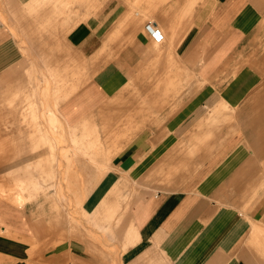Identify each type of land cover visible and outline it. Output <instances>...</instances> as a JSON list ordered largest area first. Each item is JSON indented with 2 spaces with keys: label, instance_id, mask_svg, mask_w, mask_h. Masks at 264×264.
Returning <instances> with one entry per match:
<instances>
[{
  "label": "crops",
  "instance_id": "1",
  "mask_svg": "<svg viewBox=\"0 0 264 264\" xmlns=\"http://www.w3.org/2000/svg\"><path fill=\"white\" fill-rule=\"evenodd\" d=\"M144 2L138 0L139 11L151 14L170 46L158 49L142 14L114 0L108 12L111 24L120 22L121 51L108 72L58 111L66 125L78 127L108 106V119L119 113L130 125L123 150L109 161L110 170L124 173L128 183L111 175V184L108 177L103 180L105 187L119 182L137 188L128 215L139 242L123 259L126 264H260L259 254L264 264V0ZM79 43L75 47L89 53L94 41L89 36ZM17 56L13 37L0 26V80L16 78ZM160 60L168 66L162 68ZM165 75L178 93L160 108L177 110L169 111L171 122L155 127L163 112L153 107L146 124L141 103L146 97L156 103L150 87L157 92L156 77ZM187 76H195V90L200 84L195 94L191 84L190 96L179 87ZM132 107L139 112L129 116ZM114 139L118 136H108ZM38 213L0 201V264H64L67 253L78 257L65 241L48 246L55 236L43 228L34 252L30 214ZM39 214L49 219L48 212Z\"/></svg>",
  "mask_w": 264,
  "mask_h": 264
},
{
  "label": "rangeland",
  "instance_id": "2",
  "mask_svg": "<svg viewBox=\"0 0 264 264\" xmlns=\"http://www.w3.org/2000/svg\"><path fill=\"white\" fill-rule=\"evenodd\" d=\"M113 1L0 0V26L13 37L21 63L14 80L7 76L0 80V201L21 211L50 213L48 220L39 213L30 214L36 227L33 250L40 249L43 228L55 236L48 246L65 241L68 250L76 252L77 258L67 253L64 264H126L123 258L139 242L128 215L137 193L135 184L116 182V187H105L103 181L110 175L116 180L126 177L110 170L109 161L123 150L130 125L121 122L119 113L111 122L108 106L78 127L66 125L58 112L63 102L93 78L108 72V63L121 51L120 22L111 24L108 12ZM119 1L128 4L131 12L139 11L138 0ZM139 12L156 47L170 46L167 34L153 24L151 14L142 8ZM89 36L94 41L89 53L75 47ZM167 63L159 62L162 68ZM165 76L156 77L157 92L150 87L156 103L147 97L141 103L146 124L154 108H158L155 113L163 112L155 127L165 120L171 122L169 111L177 110L174 106L160 108L178 93L176 85L167 86L174 83L172 77ZM194 78L187 76L182 85L177 84L185 95H191V84L194 94L199 90L200 84L195 90L198 82ZM135 112H139L137 107L130 108L129 116ZM111 135L118 136V141H108ZM26 176L30 179H22ZM108 217L113 224H108ZM257 257L263 264L259 254Z\"/></svg>",
  "mask_w": 264,
  "mask_h": 264
},
{
  "label": "bare ground",
  "instance_id": "3",
  "mask_svg": "<svg viewBox=\"0 0 264 264\" xmlns=\"http://www.w3.org/2000/svg\"><path fill=\"white\" fill-rule=\"evenodd\" d=\"M166 77V76H165ZM168 77V76H167ZM164 79H166L167 80V78H164ZM164 82V81H163ZM163 82H162V84H163ZM159 83V82H158ZM157 83V84H158ZM161 86V85H160ZM31 154V153H30ZM32 167V166H31ZM38 168V167H37ZM25 172V171H24ZM31 173V172H30ZM30 173H28V174H30ZM28 174H26V175H28ZM19 175H23V174H19ZM28 176H30V175H28ZM28 176H26V177H23L22 179H25L26 180V178L28 177ZM29 178V177H28ZM32 178V177H31ZM19 179V178H18ZM30 179V178H29ZM26 182V181H25ZM29 182V181H28ZM50 207V206H49ZM45 210H46V208H45ZM51 211V210H50ZM47 212V211H46ZM40 213V212H39ZM54 213V212H53ZM41 214H42V212H41ZM45 214V213H44ZM50 214V213H49Z\"/></svg>",
  "mask_w": 264,
  "mask_h": 264
},
{
  "label": "built area",
  "instance_id": "4",
  "mask_svg": "<svg viewBox=\"0 0 264 264\" xmlns=\"http://www.w3.org/2000/svg\"><path fill=\"white\" fill-rule=\"evenodd\" d=\"M151 27V24H149V28Z\"/></svg>",
  "mask_w": 264,
  "mask_h": 264
}]
</instances>
